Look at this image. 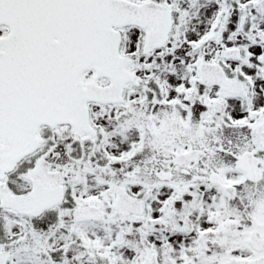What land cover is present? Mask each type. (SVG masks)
<instances>
[{
    "label": "snow or ice",
    "instance_id": "6c2138e0",
    "mask_svg": "<svg viewBox=\"0 0 264 264\" xmlns=\"http://www.w3.org/2000/svg\"><path fill=\"white\" fill-rule=\"evenodd\" d=\"M0 264H264V0H0Z\"/></svg>",
    "mask_w": 264,
    "mask_h": 264
}]
</instances>
